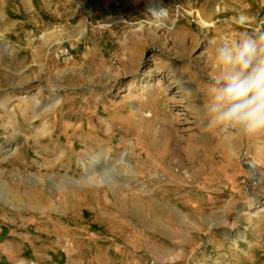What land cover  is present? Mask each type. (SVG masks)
<instances>
[{
	"label": "rangeland",
	"instance_id": "rangeland-1",
	"mask_svg": "<svg viewBox=\"0 0 264 264\" xmlns=\"http://www.w3.org/2000/svg\"><path fill=\"white\" fill-rule=\"evenodd\" d=\"M148 2L0 0V264H264V134L201 116L264 0Z\"/></svg>",
	"mask_w": 264,
	"mask_h": 264
},
{
	"label": "clouds",
	"instance_id": "clouds-1",
	"mask_svg": "<svg viewBox=\"0 0 264 264\" xmlns=\"http://www.w3.org/2000/svg\"><path fill=\"white\" fill-rule=\"evenodd\" d=\"M169 7L149 0L153 26H167ZM212 76L207 80L202 124L226 140L264 134V31L215 43Z\"/></svg>",
	"mask_w": 264,
	"mask_h": 264
},
{
	"label": "bare ground",
	"instance_id": "bare-ground-1",
	"mask_svg": "<svg viewBox=\"0 0 264 264\" xmlns=\"http://www.w3.org/2000/svg\"><path fill=\"white\" fill-rule=\"evenodd\" d=\"M199 14H200V13H199ZM200 16H201V15H200ZM203 18H204V17H203ZM204 20H205V19H204ZM202 21H203V20H202ZM206 21H207V19H206ZM209 22H210V21H208V23H209ZM208 23H207V24H208ZM210 23H211V22H210ZM202 24L204 25V23H202ZM206 26H208V25H206ZM175 66H176V65H175ZM175 66H174V67H175ZM122 161H125V158H124ZM155 208H156V207H155Z\"/></svg>",
	"mask_w": 264,
	"mask_h": 264
}]
</instances>
